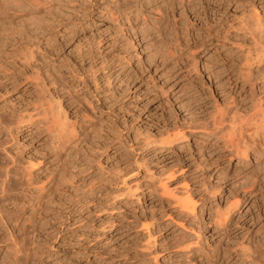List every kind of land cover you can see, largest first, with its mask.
<instances>
[{
    "label": "rangeland",
    "instance_id": "1",
    "mask_svg": "<svg viewBox=\"0 0 264 264\" xmlns=\"http://www.w3.org/2000/svg\"><path fill=\"white\" fill-rule=\"evenodd\" d=\"M67 1L0 5V116L64 110L13 125L2 155L25 190L2 204L35 222L29 264H264V0ZM235 131L248 160L223 146Z\"/></svg>",
    "mask_w": 264,
    "mask_h": 264
},
{
    "label": "bare ground",
    "instance_id": "2",
    "mask_svg": "<svg viewBox=\"0 0 264 264\" xmlns=\"http://www.w3.org/2000/svg\"><path fill=\"white\" fill-rule=\"evenodd\" d=\"M30 1V0H29ZM60 1H62L63 2V0H60ZM72 1V0H71ZM70 1V2H71ZM73 1H75V0H73ZM93 1V0H92ZM99 1V0H98ZM102 2H104L105 4L107 3V1L109 2V5H110V3H117L118 4V2H121L120 0H101ZM125 1V0H124ZM128 1V0H127ZM126 1V2H127ZM130 1V0H129ZM129 1H128V3H129ZM20 2H21V0H0V5H18L19 6V4H20ZM24 2V1H23ZM27 2V1H26ZM41 2H42V4H43V2H44V6H45V8H44V10L47 8V9H53V6H54V2H53V0H35V3H34V5H37L38 6V4H41ZM67 2H69V0L67 1ZM76 2V1H75ZM79 2V1H78ZM125 2V3H126ZM190 2V1H189ZM25 3V2H24ZM24 3L23 4H21V5H24ZM32 3V2H31ZM60 3V2H59ZM65 3V2H64ZM97 3V2H96ZM99 3V2H98ZM103 3V4H104ZM125 3H124V5H125ZM134 3V2H133ZM67 4H69V3H67ZM78 4V3H77ZM102 4V5H103ZM104 4V5H105ZM4 5V6H5ZM57 5H59L58 3H57ZM63 5V4H62ZM107 5V4H106ZM106 5H105V7H106ZM122 4H120V6H121ZM126 5H128V4H126ZM125 5V6H126ZM4 6H0V13L1 12H4L1 8H3ZM6 6L4 7L5 9H7L6 8ZM25 6V5H24ZM41 6V5H40ZM56 6V5H55ZM119 6V5H118ZM130 6V5H129ZM12 7V6H11ZM16 7V6H15ZM20 7V6H19ZM23 7V6H22ZM39 7V6H38ZM58 7V6H57ZM67 7V6H66ZM71 7V6H70ZM72 7H74V6H72ZM71 7V8H72ZM108 7V6H107ZM113 7L115 8H117V6H115V5H113ZM13 9H14V7H12ZM11 8V9H12ZM17 8V7H16ZM55 8V7H54ZM64 8V7H63ZM76 8V7H75ZM112 8V7H111ZM119 8V7H118ZM122 8V7H121ZM126 8V7H125ZM32 9H34V6L32 7ZM77 9H79V8H77ZM38 10H39V8H38ZM58 10H59V7H58ZM75 10V9H74ZM74 10H73V12H74ZM100 13H102V14H106V13H104V8L103 9H101L100 8ZM118 10V9H117ZM54 11V10H53ZM52 11V12H53ZM62 11V10H61ZM68 11V10H67ZM70 11H71V9H70ZM76 11V10H75ZM108 14H110V12L111 11H113V8L110 10V7L108 8ZM51 12V13H52ZM57 12V11H56ZM5 13V12H4ZM33 13V12H32ZM31 13V14H32ZM38 13H40V12H38ZM115 13V12H114ZM3 14V13H2ZM34 14V13H33ZM32 14V15H33ZM36 14V13H35ZM59 14V13H58ZM58 14H57V16H58ZM116 14V13H115ZM107 15V14H106ZM113 15V13H111V16ZM117 15V14H116ZM34 16V15H33ZM54 16V15H53ZM108 16H110V15H108ZM113 16H115V15H113ZM112 16V17H113ZM118 16V15H117ZM154 16V15H153ZM0 18H2L1 17V15H0ZM257 18V17H256ZM259 18V17H258ZM115 19V18H114ZM256 20H258V19H256ZM56 21V20H55ZM259 21V20H258ZM2 22H3V20H2ZM1 22V23H2ZM156 22V21H155ZM0 23V24H1ZM255 23V22H254ZM253 23V24H254ZM257 23V22H256ZM255 23V24H256ZM262 23H264V22H261V24H259V23H257V24H259V26L261 25V27H257L258 25H255L256 26V28H262L261 30H263L262 32H264V25L262 24ZM156 24V23H155ZM3 25H4V23H3ZM5 26V25H4ZM3 27V26H2ZM8 27V26H7ZM155 27H156V25H155ZM4 29V28H3ZM3 29L1 30L2 31V33H3ZM8 29V28H7ZM6 29V30H7ZM156 29V28H155ZM254 29H255V27H254ZM256 30V29H255ZM255 30H253V31H255ZM256 31H258V33H256ZM255 31V34H256V36H257V34L259 35V32L260 33H262L260 30H256ZM4 32H5V29H4ZM1 33V34H2ZM6 33V32H5ZM263 34V33H262ZM6 35H7V33H6ZM259 36H261V34L259 35ZM264 35H262V39L264 38L263 37ZM5 37V36H4ZM9 38V37H8ZM259 38H261V37H258V39ZM3 40V39H2ZM5 40V39H4ZM262 41V40H261ZM7 42V41H6ZM3 43V42H2ZM98 43H99V41H98ZM261 43H264V40L261 42ZM4 44V43H3ZM261 46H263V44L261 45ZM1 47V46H0ZM4 47V46H3ZM2 47V48H3ZM89 47H90V45H89ZM26 48V47H25ZM263 48V50H264V46L262 47ZM7 49V48H6ZM21 49V48H20ZM27 50V49H26ZM29 50V49H28ZM164 50H166V48L164 49ZM170 50V49H169ZM262 50V49H261ZM3 52V51H2ZM28 52V51H27ZM168 52V51H167ZM170 52V51H169ZM175 52V51H174ZM262 52V51H261ZM29 54H30V52H28ZM165 53V52H164ZM172 53V52H171ZM170 53V54H171ZM166 54V53H165ZM173 54V53H172ZM27 55V54H26ZM168 55V54H167ZM25 56V55H24ZM29 56V55H28ZM33 56V55H32ZM27 57V56H26ZM160 57V56H159ZM25 58V57H24ZM26 59V58H25ZM175 60V69L176 68H178L176 71H179L180 73H184L185 71H186V69H182L181 67H179V64H180V61H179V59L178 58H174ZM1 60V59H0ZM24 60V59H23ZM2 61V60H1ZM15 67V66H14ZM10 69V68H9ZM180 69H181V71H180ZM187 73L186 74H183V76L184 77H187V76H191L189 73V70L188 71H186ZM180 75L181 74H179L178 75V81H182V80H185V79H189L190 77H187V78H185V79H183L182 77H180ZM219 76V75H218ZM240 76H242V75H240ZM229 79V78H228ZM219 85H220V83H219ZM264 89V88H263ZM59 97V96H58ZM56 99H58L57 97H56ZM60 99V98H59ZM58 99V100H59ZM43 100V99H42ZM42 100H41V102H42ZM57 100V102L56 103H58L57 104V107L59 108V109H62V108H60L59 106H61V104H60V102ZM47 101V100H46ZM263 101V100H262ZM39 102V101H38ZM40 102V103H41ZM53 102V101H52ZM51 102V103H52ZM43 103V102H42ZM41 103V104H42ZM48 103V102H47ZM44 105H48V104H44ZM55 105V104H54ZM260 105V104H259ZM40 106H43V104L42 105H40ZM40 106H39V108H40ZM50 106V105H49ZM47 107V109H43L42 107V109H43V111L41 112H39L38 110L37 111H35L34 113H36V114H32L31 113V111L27 114V117L25 118V117H20L19 116V120L17 119V117H15V120H12V119H14V118H12L11 120L9 119L11 116H10V114L9 115H7L6 117L8 118H5V117H1L2 116V114H1V116H0V255H1V253H2V251L4 252L3 253V256L2 257H0V264H29V260H30V258L32 259V250H34V247H33V245H32V247L30 246V234H34V233H32V231L34 232L35 230H33V228H35L36 229V227H33V225L35 224V222H34V224L32 223V221L30 222H25V221H23V219L21 218V213H19V209H17V211H13V209H12V211H10V210H7L5 207H4V205L2 204V203H4L5 201H6V199H8L9 197H10V195H11V197L13 196V197H15V199L17 198V200H19V199H21V196L22 195H25L24 194V189H21V188H19L20 187V183H18V184H20L19 185V187H16L14 184H16V185H18L17 183H16V181H18V180H16L15 181V183L14 182H12V181H14L13 179H15L16 177V175L18 174V172H17V168L14 166V164H13V158L11 157V156H9V154H8V156L9 157H11L12 158V160H10V161H8V160H6V158H4V156H2L3 155V153L5 154L8 150H7V148H6V146L8 145V143L12 140V136H10V134H13L12 132V126L13 125H15V126H22V125H24V124H28V122H30V124H35V125H37V124H39L40 122H38L39 121V117L38 116H40L41 118L43 117V120L44 121H46L47 123H50V124H52L53 125V123H54V115L56 114H58V115H60V110L59 109H54V108H52V107ZM255 106V105H254ZM253 106V107H254ZM261 106V105H260ZM39 108H37V109H39ZM40 108V109H41ZM53 109L57 112H54L53 111ZM255 109V110H254ZM252 108L251 109V111H249L248 113H247V115L249 116V118L247 119V118H245V119H247V121H250L249 119H250V117H251V115L255 112L256 113V109H258V107L256 106L255 108ZM261 109V108H260ZM35 110V109H34ZM63 110V109H62ZM254 110V111H253ZM64 111V110H63ZM250 112H253V113H251V115H249L250 114ZM257 112H258V110H257ZM260 112H261V114H262V111L260 110ZM27 113V112H26ZM235 113V112H234ZM237 113V112H236ZM240 113V112H239ZM255 113L253 114V115H255ZM264 113V112H263ZM238 114V113H237ZM246 114V113H245ZM260 114V115H261ZM17 115H20V114H17ZM57 115V116H58ZM66 115V114H65ZM232 115V114H231ZM239 115V114H238ZM257 115V114H256ZM263 115L264 114H262L261 116H260V118L262 117L263 118ZM5 116V115H4ZM233 116H236V115H232V117ZM258 117L257 118H259V114L257 115ZM13 117V116H12ZM60 117H61V115H60ZM66 117V116H65ZM239 117V116H238ZM238 117H235V118H238ZM241 115H240V120H242L241 119ZM21 118V119H20ZM58 118H59V116H58ZM62 118V117H61ZM61 118H60V120H61ZM220 119H222V117H219ZM257 118H253V119H257ZM259 118V119H260ZM261 118V119H262ZM17 119V120H16ZM238 119V120H239ZM244 119V120H245ZM258 119V120H259ZM259 120L258 122L259 123H261V125L260 124H258V126L259 127H261V128H257V129H261V134L263 133L264 134V126H263V124H264V122L262 123V121L263 120ZM63 120V119H62ZM214 120V119H213ZM216 120V119H215ZM232 120V121H231ZM234 119H230V121L229 122H233V123H229V125L230 124H234V121L236 122V120H234ZM239 120V121H240ZM243 120V121H244ZM251 120H252V117H251ZM221 121V120H220ZM219 120L217 121V123H223V122H220ZM238 121V122H239ZM255 121V123L257 122L256 120H254ZM45 122V123H46ZM216 122V121H215ZM238 122H236L237 123V125L236 126H239L238 124ZM251 122H253V121H251ZM42 123H43V121H42ZM47 123H46V129H48L47 127L48 126H52V125H50V124H48V126H47ZM59 123H61V122H59ZM64 123V122H63ZM62 123V126L65 124H63ZM213 124H216V123H214V122H212ZM235 123V124H236ZM240 123H242L241 121H240ZM246 123H249V125L251 124V126H252V124L254 125V123H250V122H246ZM228 124V123H227ZM218 124H216V126H217ZM222 125V124H221ZM227 125L228 126V128L230 127L231 129H233V128H235L236 126L235 125ZM244 124H240V126H243ZM246 125V124H245ZM244 125V127H246ZM248 125V126H249ZM61 126V127H62ZM219 126V125H218ZM255 126V129H254V132L256 133V132H258V131H256L257 129H256V125H254ZM32 127V126H31ZM60 127V128H61ZM64 127H67V126H64ZM64 127H63V129H64ZM219 127H223V126H219ZM219 127H217V129L219 128ZM243 127V128H244ZM50 128V127H49ZM53 128H55L54 126H53ZM69 128H71V127H69ZM69 128H67V129H69ZM214 128H215V126H214ZM230 128L228 129L229 131H230ZM237 129H238V127H236ZM235 128V129H236ZM243 128H241V129H243ZM62 129V130H63ZM66 129V128H65ZM66 129V130H67ZM216 129V128H215ZM221 129V128H220ZM234 129V130H235ZM236 129V130H237ZM240 129V128H239ZM241 129H240V131H238V133L239 134H242V131H241ZM252 129V130H253ZM50 130V129H49ZM52 130H54V129H52V127H51V131ZM62 130H60V131H62ZM72 130V129H71ZM222 130V129H221ZM225 130V128L222 130V131H224ZM227 130V131H228ZM12 131V132H11ZM59 131V130H58ZM69 131V130H68ZM217 131V130H216ZM218 131H219V129H218ZM217 131V132H218ZM227 131H225V132H227ZM228 131V132H229ZM232 131V130H231ZM229 132V133H231V134H229V136L230 135H232L233 133H234V131H232V132ZM54 132H56V131H54ZM64 132V131H63ZM70 132V131H69ZM68 132V134H69V136H72V132L71 133H69ZM221 132V131H220ZM236 132V131H235ZM241 132V133H240ZM246 132V131H245ZM250 132V131H249ZM253 132V134L255 135V133ZM53 133V132H52ZM57 134V136L59 137V134H60V132H56ZM59 133V134H58ZM55 134V133H54ZM71 134V135H70ZM226 134V133H225ZM224 134V135H225ZM236 134H237V132H236ZM239 134H237V137H239V136H241V135H239ZM259 134V133H258ZM260 134V135H261ZM186 135V133L185 132H181V133H178V134H176L175 133V136L176 137H183L185 140L187 139V137L185 136ZM234 135H235V133L233 134V137H234ZM55 136V135H54ZM61 136H63L62 134H61ZM69 136H67V137H69ZM262 136H264V135H262ZM57 137V138H58ZM73 137H74V135H73ZM170 137V136H169ZM226 137L229 139V140H225V142H224V144H223V146H230L231 148H234V151H235V155L236 156H238L240 159H242V160H248V153H249V155H250V152H249V149H248V146L250 147V145L249 144H251L250 142H249V144L247 145L246 143L249 141L247 138V140L245 139V137H243L244 138V140H246L247 142L245 143L244 142V140H243V142L241 143V141H242V139L243 138H241V137H239L238 139H237V137L236 138H233L232 136L231 137H228V133L226 134ZM254 137V136H253ZM256 137V136H255ZM60 138V137H59ZM58 138V139H59ZM64 137H62V139H63ZM70 138H72V137H70ZM69 138V139H70ZM75 138V137H74ZM225 138V137H224ZM241 138V141L239 140ZM264 138V137H263ZM55 139H56V137H55ZM57 139V140H58ZM62 139H60L61 141H62ZM65 139V138H64ZM68 139V138H67ZM66 139V140H67ZM226 139V138H225ZM256 139V138H255ZM65 140V141H66ZM251 140H254V139H252V136H251ZM65 141H64V144H65ZM69 140H67V142H68ZM171 139H169V140H166V141H164V142H168V143H166V147H170V146H172L171 145ZM58 142H60L59 140H58ZM70 142V141H69ZM170 142V143H169ZM255 142V141H254ZM71 143V142H70ZM255 143H257V142H255ZM58 144V143H57ZM64 144H62V142L60 143V145H64ZM251 145H254L253 143L251 144ZM65 146V145H64ZM257 146H259V145H257ZM229 147V148H230ZM255 148H256V145H255ZM261 148V147H260ZM62 149V148H61ZM64 149V148H63ZM258 148H256L255 150H257ZM263 149V148H262ZM262 149L261 150H259V151H262ZM9 152V151H8ZM264 151H262V152H260V154H258V155H261V153H263ZM257 153V152H256ZM254 155H255V153H254ZM264 155V154H263ZM262 156V155H261ZM260 157V156H259ZM259 157H257L258 158V160H260L259 159ZM257 158L255 157L254 159H256L257 160ZM15 162V161H14ZM243 162H245V161H243ZM254 162H255V160H254ZM246 163H248V162H246ZM258 163H260V161L258 162ZM262 164V163H261ZM256 165V164H255ZM263 165V164H262ZM257 166V165H256ZM260 166V165H259ZM258 166V168H260ZM264 166V165H263ZM255 167V166H254ZM257 168V167H256ZM262 168V167H261ZM260 170V169H259ZM62 171H64V170H62ZM18 176V175H17ZM62 176H63V173H62ZM15 177V178H14ZM20 178V177H19ZM256 181V179L254 180L253 179V181L252 182H255ZM257 181H258V179H257ZM14 183V184H13ZM252 184H254V183H252ZM249 186H252L251 184L249 185ZM21 187H23V186H21ZM25 187V186H24ZM14 188H16L15 190H16V192H17V194L20 196L22 193V195L19 197V199H18V197L16 196V192L15 193H11V191L13 192L14 190ZM27 189V188H26ZM162 189H163V191H164V194H167L168 193V191H167V189H166V187H165V184H162ZM250 189V188H249ZM190 191H186L185 192V195H184V197L183 198H178V197H176L175 199H176V201H174V202H176L175 203V205L176 206H181L180 208H183V211L185 210V211H188L189 213H193L195 210V204H196V201L194 200V198L191 196V193H189ZM163 194V195H164ZM172 194V193H171ZM14 199V198H13ZM23 200V199H22ZM13 201V200H12ZM179 206H178V208H179ZM231 206V207H230ZM229 207H230V209L229 210H227L228 212L231 210V209H238L239 208V199H236L233 203H231V205H230ZM17 208V207H16ZM231 216V214H228L227 212L224 214V217H222L223 218V226L224 227H227V225H228V223H227V220L229 219V217ZM23 217V216H22ZM221 220V219H220ZM225 221H226V223H225ZM219 222V221H218ZM218 222H217V225H218ZM221 222V221H220ZM219 224H221V223H219ZM31 230V231H30ZM34 236V235H33ZM32 240V239H31ZM34 241V240H33ZM35 244V243H34ZM37 247V246H36ZM36 250V249H35ZM35 250H34V252H35ZM33 252V253H34ZM35 254V253H34ZM32 261V260H31ZM30 264H31V262H30Z\"/></svg>",
    "mask_w": 264,
    "mask_h": 264
}]
</instances>
